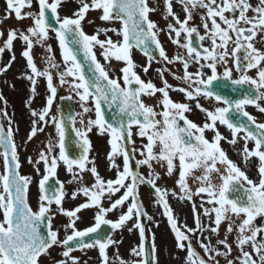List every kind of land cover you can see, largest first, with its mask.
I'll use <instances>...</instances> for the list:
<instances>
[{
	"label": "snow or ice",
	"instance_id": "snow-or-ice-1",
	"mask_svg": "<svg viewBox=\"0 0 264 264\" xmlns=\"http://www.w3.org/2000/svg\"><path fill=\"white\" fill-rule=\"evenodd\" d=\"M64 2L36 0L38 10L33 11V0H6L5 14L0 19V24L13 15L17 21L31 19L32 24L26 31L11 29L7 32L0 46V57L6 50L12 52L14 41L22 40L25 47L21 55L29 70L24 78L30 82L33 94L38 79L44 78L49 92L46 105L40 111L31 110L34 119L27 140L30 141L49 124L56 132L55 139H49L44 149L38 151L37 159L28 160L40 177L37 182L38 210L33 211L27 202L32 178L20 175L21 164L13 121L8 117L6 108L0 111V159L5 169L0 172V264H40V257L49 255L53 246L64 249L61 253L64 259L56 264H81L80 259L72 253L89 249L98 250L100 264H158L155 234L151 236L153 243L149 249L144 244L148 237L146 225L142 221L146 212L138 195L141 185H149L155 190L156 202L163 206V214L174 233L177 249L186 251V264H220L219 258H223L226 264H264V225L254 223L257 217L264 219V122H258L246 110L251 105L264 114L261 103L264 102V50L256 47L258 36L259 42L264 43V0H259L256 6L250 0H177L185 13L183 20L174 12L173 0H164V18L171 17L175 22L167 25V34L178 48L185 50L183 54L177 53L171 58L158 38V33L163 29H159L149 18V13L156 9L149 6L148 0H76L79 7L73 16L62 18L58 9ZM90 10H99L102 13L99 17L101 21H120L122 28H98L94 34H86L82 21ZM250 12L252 15H249ZM194 14L200 15L203 35L199 27L189 26ZM50 31L55 33L59 42L63 68L56 61L51 45L46 44ZM110 31L121 36L122 40L113 41L108 36ZM101 34H104L105 39L99 38ZM182 34L185 37L183 43L180 40ZM193 34L199 42L198 46H194ZM0 37H4L3 31H0ZM205 40L209 42V47L204 46ZM34 41L46 48L47 66L42 70L32 55ZM153 45L164 61L182 65L183 75L175 78L184 87L173 88L163 80L164 86L157 88L151 81H143L136 73L131 49L139 48L147 57L148 63L143 67V71L147 72L156 58L151 51ZM97 47L106 63L110 64L112 59L124 63L125 66L120 69L121 76H109L108 70L97 59L94 51ZM15 60L13 54L8 62L0 66V75L7 73ZM230 61L235 71L240 73L237 78H233ZM191 65H196L198 70L189 71ZM218 65L223 66L222 73L218 72ZM252 69L256 70L255 77L248 75ZM53 70L58 73L59 84H67L79 97L82 113L73 115L69 112L67 117L63 114L50 115L57 95ZM160 74H163V70H160ZM218 82H222L220 88L231 86L230 90L238 94L237 98L223 94L216 87ZM170 89L183 93L189 102L173 101L169 95ZM157 92L162 96V111L159 112L141 99L142 95L154 96ZM200 97L223 106L206 109L199 103ZM0 100H3L2 94ZM89 100L94 109L86 106ZM190 102H195L196 108L205 114L202 126L185 115L192 111ZM104 104L109 108L117 105L126 119L119 118L116 123L106 120L102 107ZM28 106L31 109L30 103ZM93 110L96 118L85 121L83 114ZM3 120H7V128ZM77 123L81 126L76 127ZM217 123L227 127L231 139L219 132ZM68 124H71L75 133L73 145L79 150L75 157L69 154L66 145ZM93 128L100 135L110 136L111 151L107 159L110 167L116 169L115 179L105 181L94 159L89 158L92 150L89 133ZM206 131L213 132L212 141L205 137ZM133 135L147 142L137 147ZM221 140L231 145H235L238 140L243 141L244 162L258 158V181L250 179L245 171L228 158L220 146ZM249 142L254 145L251 149L248 147ZM137 156L140 158L135 159ZM117 157L122 158V166L116 163ZM134 159L135 170L132 163ZM154 162L169 177L178 172L176 184L179 190L174 189L171 195L178 200L192 202L194 227L179 223L174 215L166 199L168 190L157 186L156 181L161 176L155 171ZM61 164L71 174L69 183L77 184L71 198L76 199L80 193L89 198L70 210L63 207L66 196L63 182L58 179L55 183L50 182L57 176ZM218 164L223 166V172L217 167ZM140 167L148 169V176L139 171ZM196 170H200L199 175H194ZM85 171L94 177L95 182L91 187L82 183ZM213 174L220 180L219 185L212 182ZM190 177L197 184L195 191L189 185ZM121 189L122 195L113 200L112 197ZM194 196L201 198L199 210ZM105 197L109 201L108 207L102 203ZM126 202L127 209L123 211ZM53 205L57 208V214L68 218L63 226V239H60L59 230H53L52 227ZM88 208L97 210L95 222L80 230L76 227L80 219L78 213ZM117 210H120L118 219L113 221L106 218L108 213ZM202 216L207 218V224L202 222ZM147 218L149 221L153 219L151 216ZM129 221H132V227L128 230H137L140 238V243L131 249V256L135 259L126 261L119 257L117 248L116 255L110 261L107 250L121 241L102 234V226L108 225L114 232L124 228ZM225 221L226 232L224 238L220 239V226ZM42 225L47 229L46 234L41 232ZM207 234L217 237L215 245ZM233 234L235 239L230 243L229 236ZM193 238H196L203 256L193 247ZM233 245L236 251L234 257Z\"/></svg>",
	"mask_w": 264,
	"mask_h": 264
},
{
	"label": "flooded vegetation",
	"instance_id": "flooded-vegetation-1",
	"mask_svg": "<svg viewBox=\"0 0 264 264\" xmlns=\"http://www.w3.org/2000/svg\"><path fill=\"white\" fill-rule=\"evenodd\" d=\"M174 1V0H173ZM150 7H155L154 12L149 13V18L154 21L159 29H163L158 33V38L163 45L167 55L171 58L174 57L177 53L183 54L185 50L183 48H178L176 44L172 42V39L168 36V28L167 25L169 23H175L171 17L168 19L164 18V0H148ZM174 8V7H173ZM6 9V2L4 0H0V19H3ZM177 11V15H179L180 19L183 20L185 18V13L182 11V6L179 5L175 7ZM193 18L189 22V26H197L199 27L200 34L203 35L204 31L201 26V19L198 22L194 21ZM32 24L31 19H24L21 21H17L14 17L5 20L2 24H0V31L4 32V37H0V46L3 44V40L6 39L7 32L11 29H18L20 31H26L28 27ZM181 43L185 41V37L182 34L180 37ZM193 40H196V44H199L196 35L193 34ZM22 42V43H21ZM205 47H209V42L205 40L204 42ZM20 46H24V42L20 39L14 41V46L12 52H8L7 50L3 53V56L0 57V65L3 66L6 62H8L11 56L14 54L16 60L12 63V67H19L25 65V59L21 55V48ZM256 47L264 50V43L257 42ZM100 57L101 53H98ZM132 58L136 64V71L141 74V79L146 83L151 81L156 85L157 88L163 87V80H166L169 85H172L173 88L177 87H184L185 85L175 77L183 75L182 65L180 63H172L169 64L168 62L164 61L163 58L159 56V58L153 60L151 63V67L147 72L143 71V67L147 65V57L143 55L141 51L137 48L133 47L131 49ZM32 55L36 62L37 58V44L34 41V47L32 50ZM112 66L105 65V68L108 70L111 78H116L121 76L120 69L124 67V63L120 61H116L115 59L111 60ZM37 64V63H36ZM229 66L233 67V78H237L240 73L235 71L234 65H232L231 61L229 62ZM160 70H163V74H160ZM196 65H191L189 71L195 72L197 71ZM207 72L208 70L205 69ZM218 72H223V66L218 65ZM210 74V73H209ZM248 75L255 77L256 70L252 69L248 72ZM54 86L57 87V95L54 98L51 113L50 115L59 116V102L60 98L64 95H71L75 99V108L76 114L82 113L81 102L79 97L75 95L70 89V87L65 85H60L58 82V78H54L53 80ZM14 85V87H13ZM121 85L123 86V81L121 80ZM0 94L3 96V100H0V111H3L5 108L8 113V117L11 118L13 121V130H14V139L15 143L18 147L19 152V159L21 167L19 172L22 176H29L32 179L34 177L40 178L36 171L35 166L28 162L29 158L35 160L37 159V153L40 150H43L45 145L47 144L49 139H55L56 132L55 128L49 124L48 126L44 127L42 132H38L35 137H33L30 141L27 140V137L30 132L32 120L34 119L31 115V110L40 111L45 105L47 96L49 95L46 80L44 78H39L36 84V92L35 94L31 91V84L26 78H0ZM34 95V99L32 98ZM169 95L175 102H189L185 99L183 93L178 91L169 90ZM141 99L144 101L146 105L152 106L155 108L156 111H162V105L160 104V100L162 96L159 92H157L154 96L142 95ZM6 101V104L4 103ZM29 103L31 104V109L29 108ZM199 103L203 105L204 108L213 110L215 107L223 106L222 104H217L214 100L205 99L203 97L199 98ZM89 108L94 109V105L91 100L86 105ZM190 106L192 111L190 113H186L185 115L188 116L190 120L197 123L198 125H203L205 122V114L198 110L195 106V102H190ZM246 110L256 117L258 121V116L260 112L254 106H247ZM95 119V112L94 110L90 113L83 114V119L87 121V119ZM159 118V117H158ZM80 117H77L79 120ZM5 128H7V120H3ZM181 126H183V121L180 122ZM81 125L77 123L76 127H80ZM217 128L219 132L226 137L227 139H231V133L227 129L226 126L217 123ZM136 129H133L135 133ZM213 132L206 131L205 137L209 140H213ZM89 139L92 144V150L89 153L90 160L94 159L95 166L100 174V176L106 181L108 179H115L116 178V169L111 168L109 161L107 159V154L111 151V145L109 143L110 136L108 134L100 135L96 128H93L92 132L89 133ZM133 140H135L136 146L139 147L142 143H146V139H141L136 135H133ZM250 143V142H249ZM249 145V144H248ZM221 148L227 153L229 159L235 162L241 170L245 171L250 179L253 181H258V165L259 161L258 158H251L247 163L244 162L243 155H242V148H243V141L238 140L235 145H231L226 142V140H221L220 142ZM131 147V144H130ZM140 157L137 156L135 159H139ZM134 159V161H135ZM116 163L122 166V158L117 157ZM41 167V173H43V165ZM91 167V165H89ZM153 167L157 173H160L161 178L156 181L157 186L161 187L162 189H167L169 195L166 197L168 203L170 204L171 208L174 210V215L177 217L179 223L184 224L186 223L189 227H194L193 222V207L192 202L190 201H182L178 200L177 198L171 195V192L178 189V185L176 184V180L178 178V172L175 173L173 176H167L163 170L161 169L160 165L153 163ZM221 169V172L224 171L223 166L217 165ZM4 169L3 160L0 159V169ZM135 170V169H134ZM139 171L143 173L145 176H148L149 171L146 167H140ZM200 170H196L194 175H199ZM82 183L84 186L91 187L95 180L91 173L85 171L83 174ZM57 177L58 179L63 182L64 190L66 192V196L64 199L63 207L65 209H73L79 204L85 203L89 198L85 197L83 193H80L76 199L71 198V193L76 190L77 184L76 183H69L72 179L71 174H69L65 166L61 164L57 169ZM189 185L192 187L193 191L197 186L196 182L190 177L189 178ZM212 182L216 185L220 184V180L218 179L216 174L212 176ZM123 189L120 192L116 193L115 196L112 197L113 200L118 198L122 195ZM139 200L142 202V207L144 208L146 215L142 217L143 223L146 225V236L148 237L145 240V248L149 249L152 246V239L151 236L155 234V246H156V256L158 260V264H186V251L179 250L176 247V240L174 237V233L170 228V224L167 220V217L163 214V206L162 204H158L156 202L157 197L155 195V190L149 185H141L138 190ZM205 198L206 195H205ZM193 200L195 201V205L197 210L200 209L201 198L198 196H194ZM102 203L104 207L109 206L108 199L102 198ZM205 207H211L210 205H205ZM127 209V202L123 207V211ZM95 208H88L82 210L78 215L80 219L77 221L76 227L80 230H83L87 227H90L94 224V216L96 213ZM52 212L54 218L52 220V227L53 230H59L60 239L65 237L64 225L68 222V218L64 215L57 214V208L55 205L52 206ZM120 215V210L108 213L107 219L115 221L118 219ZM148 216H151L153 219L151 221L148 220ZM65 219V224H57L58 220ZM135 219V218H134ZM202 222L205 224L208 223L206 217L202 216ZM256 225H264V219L257 217L255 222ZM132 227V221H129L128 224L119 230L112 231L109 236H112L113 239L117 241H121L117 245L110 246L107 250L110 261L116 255V249L118 248V255L119 257L123 258L126 261H130L135 259V257L131 256V249L137 246L140 243L139 233L137 230L133 229L131 232L128 228ZM227 228V221L223 222L220 226V235L219 238L223 239ZM70 234V233H69ZM211 237V242L215 245L217 237L211 234H207ZM235 239L234 234L229 236V242L232 243ZM193 247L195 250L203 256L204 253L202 249L197 245L196 238H193ZM233 251V257L236 255L235 246ZM56 249L57 254H53L55 256V261L64 259L61 255L62 251L64 250L61 247L53 246L52 249L49 251ZM221 250L222 246H221ZM93 254V255H91ZM73 256L81 257L90 256L93 257V261L87 262V264H100L98 250L89 249L81 252L76 250L72 253ZM51 257L48 256L47 260ZM231 258V257H230ZM220 259V264H226L223 258ZM82 262V261H81ZM86 262V261H85ZM84 262V263H85Z\"/></svg>",
	"mask_w": 264,
	"mask_h": 264
},
{
	"label": "rangeland",
	"instance_id": "rangeland-1",
	"mask_svg": "<svg viewBox=\"0 0 264 264\" xmlns=\"http://www.w3.org/2000/svg\"><path fill=\"white\" fill-rule=\"evenodd\" d=\"M49 2H52V0H49ZM87 2H90V0H87ZM253 2L254 0H250V3L253 5ZM79 7V4L76 2V0H65L64 3H62L61 7L58 9L59 11V15L63 18L65 16L67 17H72L73 16V13L74 11H76ZM33 11H36L38 10L37 9V5H36V2L33 6ZM102 13L99 11V10H90L87 15L85 16V19L84 21H82V27L83 29L85 30L86 33H88L89 35H92L95 33V31L100 28L98 26V23L99 22H104V21H101L100 20V15ZM108 28H115L117 30L121 29L122 28V24L120 21H111L110 22V25L108 26ZM50 34V33H49ZM108 34H112V35H115V33L113 32H108ZM50 37V36H49ZM104 34H101L100 35V39H105L104 38ZM258 39V37H257ZM50 45L52 47V52L54 53L55 55V59L58 63H61V68H63V64H62V54H61V49L59 47V42L57 40L56 37L53 36L52 39H50ZM98 51L99 53H101V50L98 48ZM39 68L42 70L44 67H46V63H45V56H44V61H43V57L41 58V62H39L38 64ZM9 78H19V77H16L15 75L13 74H9L7 75ZM53 76L54 78H58V73L55 72V70H53ZM262 103V106H264V102H261ZM258 119L263 121L264 122V114H261L258 116ZM248 147L251 149L252 147H254V145L252 143H249ZM2 168L0 169V172H2ZM39 178L37 177H34L32 179V183H31V186H30V191H29V194H28V199H29V203L35 207L36 209H38V187H37V182H38ZM2 218V217H0ZM63 225L65 224V219L63 220H58L57 221V224H62ZM53 254H57V251L56 249H53L50 251V254L49 255H43L41 258H40V264H56L57 261L54 262L55 260V256H53ZM93 255V254H91ZM50 256L51 258L47 260V257ZM61 260V259H60ZM93 257H90V256H85V257H81L80 258V261L81 264H85L84 262H90V261H93Z\"/></svg>",
	"mask_w": 264,
	"mask_h": 264
},
{
	"label": "water",
	"instance_id": "water-1",
	"mask_svg": "<svg viewBox=\"0 0 264 264\" xmlns=\"http://www.w3.org/2000/svg\"><path fill=\"white\" fill-rule=\"evenodd\" d=\"M151 51H152V54L155 56L156 49H155L154 45L152 46ZM220 83H222V82H218L216 87L223 94H226V95L230 96L233 99L237 98L238 94L235 93V92H232L230 90L231 86L229 88H227V89L220 88ZM68 107H69V104L65 103V101H63V103L61 105V114L65 115V117H67V115L69 114L70 108L68 109ZM102 107L104 109L105 119L108 120L109 122L116 123L117 119H119V118L126 119V117H124L123 114H121L119 112V108H118L117 105L114 104V105H112L111 108H109L107 104H104ZM74 138H75V133L72 130L71 124H68V126H67V134H66V145L70 148V150H71L70 155L73 156V157H75V156H77L79 154V150L73 145ZM107 229H108L107 226H102V229H101L102 234L106 235V230ZM41 232L44 233V234H46V232H47L46 227H44L43 225L41 226Z\"/></svg>",
	"mask_w": 264,
	"mask_h": 264
}]
</instances>
